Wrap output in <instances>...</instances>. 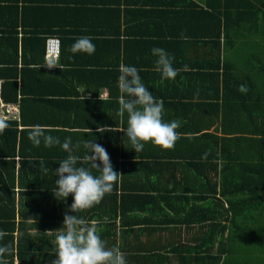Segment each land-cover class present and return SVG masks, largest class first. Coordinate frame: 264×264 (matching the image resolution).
Returning a JSON list of instances; mask_svg holds the SVG:
<instances>
[{"label":"trees","instance_id":"16d2710c","mask_svg":"<svg viewBox=\"0 0 264 264\" xmlns=\"http://www.w3.org/2000/svg\"><path fill=\"white\" fill-rule=\"evenodd\" d=\"M112 2L116 4L114 8L118 13L119 5H122L124 13L131 15L128 16L133 20L129 25L132 26L131 33L140 28V32L143 31L142 33L148 36L138 39V42L144 47L143 54L149 53L154 57L152 68H155L158 58L152 54V49L163 46L154 44L166 40L164 36L167 34L169 45H165L163 49L170 56L174 53L181 55L191 48L189 54L193 53L198 62L194 63L196 68L203 69L199 63L205 62V65L213 70L210 84L213 97L208 96V89L203 90L199 84L198 95L193 97L198 101L173 103L170 108L174 110L176 116L180 114L186 116L183 111L187 105H196L199 109L197 115L191 120L185 117L187 121L182 122V128L178 130H182L188 122L194 131L187 133L197 134L188 137L180 135L171 150H161L148 143L151 151H142L136 155H143L145 159L154 157V160L146 162L145 159L141 160V157L134 160V152L131 153L128 149L131 146L128 138L127 143L119 142L115 139L117 131L99 133L95 130L82 131L74 128L72 125L75 124L78 112L68 113L64 118L60 116L54 118L56 117L54 113H37L35 110L46 103L60 102L56 99L59 97L57 88L46 90V82L38 78L40 73L48 72L47 69L36 67L41 64L47 67L48 63L55 64L59 50L57 56L50 61H46L44 55L47 37L56 38L60 49V40L54 35L51 36L55 32L47 34L46 31L41 33L31 30L26 35L22 45L28 47V58L23 56L22 51L21 56L24 59L20 70L16 63L17 38L13 31L7 37H0V42L6 43L4 46L6 57L3 59L5 62L0 63V76L3 78L0 79V98L4 102L15 103L18 109L17 117L0 116V121L7 124L5 130L0 133V231L7 233L0 239V246L6 245L9 248L3 259L7 264H52L56 258V236L53 234L63 229V218L65 213H68L84 219L88 225H95L97 234L106 242L107 248L119 247L126 254L127 264H161L162 261L166 263L174 261L175 264L207 262L218 264L220 255L225 252L234 253L236 246L245 240V234L254 228L259 232V238L264 239V79L260 81V87L255 85L251 69L257 67L258 71L264 73V53L260 61L255 55H250L248 61L240 53L242 48L245 49V45H242L243 43L236 45L245 31L261 36L264 41V0H112ZM43 4L45 3L42 1L38 3L34 0L27 3H23V0H0V30H4L2 27L7 23L9 26L12 21L7 19L11 16L8 15L9 10L16 13L20 5L24 13L32 8V5L42 7ZM117 17L114 30H107L106 34L111 36L109 40L94 37L106 47H112L114 44L115 53H119V47L123 44L118 39V14ZM122 19L128 20L123 16ZM177 27L182 31L189 30L188 37L195 45L184 42L179 46L181 34L176 33ZM127 31L122 30V35L129 36L131 33L127 34ZM157 33L159 35L151 37V34ZM126 41L131 43L133 39L126 38ZM8 44L12 48L11 60ZM222 44L225 45L224 53ZM38 47L39 52L36 55ZM125 51L126 48L123 49V53ZM241 58L244 60L242 66L237 64ZM247 61L251 63L250 69L245 67ZM178 65L180 66L173 63L174 68H183L182 59ZM153 70L150 69L149 73H154ZM116 72H119L118 67ZM116 72L108 69L104 71L106 75H101L99 86L105 85L109 94L104 100L97 99V93L92 95L94 99L69 100L76 104L86 102L117 105L118 97L114 90L117 86ZM179 73L193 74L183 70ZM201 73H203L201 70L197 72ZM241 85L247 86L246 91L239 90ZM195 88L197 89V86ZM166 89L169 93L176 90ZM178 89H184L185 98H191L190 87ZM52 91L56 94H51ZM166 95H162L161 99H170ZM205 100L209 102L207 107L210 108L207 113L212 117L220 115L219 125L213 132L207 131L208 127H205L211 122V118L204 120ZM105 110L104 108L97 114L106 116L111 113ZM113 113L118 116L117 106ZM125 114L127 116V113ZM126 116L121 117L123 126H127ZM37 118L42 120L40 125H49L47 127L50 131L46 135L57 137L61 144L65 138L71 137V154L81 158L88 152L85 147L86 141L94 142L97 137L98 140L101 139V142H95L107 150L114 170L121 176L114 184L112 192L106 194L99 204L87 210L71 213L69 212L73 203L71 194L65 200L55 198L57 188L55 181L58 179L55 176V169L70 153L64 151L60 144L45 147L43 139L39 146L32 144L28 138V131L31 126L38 125ZM259 119L261 122L255 123ZM108 122L112 125L117 124L115 120ZM78 132L85 134L84 139L78 136ZM251 134H259V137H253ZM182 140L186 142L184 146L180 144ZM248 140L260 143L258 149L245 142ZM164 158L176 159L165 161ZM41 159L48 168L46 173L41 169ZM181 160L183 163L180 166L195 170L199 177L202 176L208 183L207 190L198 192V200H204L207 195L214 198L212 207L196 205L202 213L199 219L203 222L199 225V228H204L202 236L190 246L181 245L185 248L180 252L176 251V256L168 245L164 254L157 251L155 245L128 241V233L137 228L153 231L160 229L162 225L178 226V218L173 215L178 209L165 203L175 195L171 191H165V188L164 191L158 188L160 182L157 181L168 173L165 167L175 165L176 168ZM77 166L89 168L95 176L100 175L99 171L92 169L88 163L78 162ZM164 206L173 214L164 213ZM212 242H215L214 253H211ZM176 244L172 247L176 248ZM261 244L264 245L263 242ZM261 250L263 262L264 246L260 245ZM226 259L235 258L226 256ZM236 262L235 260L231 263Z\"/></svg>","mask_w":264,"mask_h":264},{"label":"crops","instance_id":"0c3cea01","mask_svg":"<svg viewBox=\"0 0 264 264\" xmlns=\"http://www.w3.org/2000/svg\"><path fill=\"white\" fill-rule=\"evenodd\" d=\"M27 1L32 0H23V3H27ZM40 3L42 1L43 6L37 7L32 5V8L27 9L22 12V9H20V5L17 7L16 13H11L13 10H9L7 19L12 20L7 25L3 26L0 30V37H7L9 36V33L13 31L14 35L17 38V55H16V63L17 68L19 69L21 63H23V59L25 56L26 59L28 58L26 45H22V41L24 38H26V35L30 33L31 30H34L35 32H43L46 31L47 34L49 32H55L54 34H51V36H56L60 40V49H59V56L56 59L55 66L49 68L47 66H44L41 64V66L38 67H45L48 72L40 73L38 78L43 79L46 82V90H53V87L57 88L59 97L58 99L60 102L56 104L46 103L45 106L42 107H36L37 113H54L56 117H67L68 113L71 112H78L77 113V119L75 121V124L72 125L74 128L80 129L82 131H89L95 130L97 131V128L99 127H105L111 129H119L121 127H127L123 126V122L121 117L118 115L116 116L113 113V110H115V106H117V109H119V104L115 105L111 103L110 105H102V103H73L69 99L77 98V99H94L92 95L97 93V99L104 100L107 97L108 90L105 85L99 86L101 82V75H106L104 73L105 70L111 69L116 72V67H118L121 64L127 65V66H134L139 70V75L142 79V82L144 83L145 87L148 88L152 95L157 98L161 99L162 95H166L170 99L163 100L164 103V114L163 119L165 122H171L173 120H179L180 124L182 126V122L187 121L185 117L192 119L194 115H197L199 109L196 107V105L189 104L187 105V108L184 113H186V116L183 114H180V116H176V113L170 106L174 105L173 103H176L177 101H182L184 103H187L189 101L196 102L198 101L197 97L198 95V89L199 84L202 87V89H208L209 94L208 96L213 97V92H211L210 84L211 79L213 77L212 69L208 68L209 66L205 65V62L199 63L203 69H200L203 71L201 74H197L199 69L196 68L194 63L198 64L194 54L190 53L189 51L191 48H188V50L184 51L181 55L175 54L173 57V63L178 65L182 59V65L181 67H184L185 65L188 66L189 70L187 72H192L193 74H184V73H178L176 78L174 80H165L163 83L161 82V76L160 73H157L153 70L154 73H149V70L155 69L152 68L154 63V57L148 54H143L142 50L144 47L139 45L138 39H143L148 37L146 33L140 32V28L135 33L130 32V28H132L131 25L132 19H129L128 13H124L125 11L122 10V5H119V13L115 10L114 6H116L115 3L112 2V0H34ZM105 5V6H102ZM107 7V8H103ZM126 9V8H125ZM127 12V10H126ZM117 14L119 15V36L118 39L120 42H122V46L119 47V53H115L114 51V44L113 46H107L102 43L96 41L94 37H99L103 40H109L111 37L110 35H107V30H114L115 27V21L117 20ZM122 16L125 18H128V20L122 19ZM11 28V29H10ZM1 29V28H0ZM128 30L127 34H130L129 36L122 35V30ZM158 29V28H157ZM177 32H179L178 35H185L188 37L189 33L187 31L179 30V27H177ZM72 30L73 32H69ZM180 31H182L180 33ZM23 35V36H22ZM99 35V36H98ZM157 34H151V37H155ZM164 36L166 40L162 41L161 43L158 42L154 45L160 46V44H163L162 48L165 47V45H169V42H167V34ZM50 36V35H48ZM81 36H89L92 38V43L95 45V52L92 55H88L85 53H76L73 54L69 51L71 45L75 42V40ZM104 37V38H103ZM244 37V38H243ZM241 39H239V43H243L242 45H245V49H241V55L246 60L250 57V55H255L256 59H261L262 53H264V41L261 39V36H256L251 31H245V34L243 35ZM22 38V40H21ZM126 38L133 39V42H127ZM4 40V38L2 39ZM21 40V41H20ZM179 46H181L184 42H188L191 45L192 41L189 39H181L179 38ZM0 43H3L0 45V63L5 62L3 59L6 57V50H5V41H1ZM26 43V42H24ZM165 43V44H164ZM69 44V45H66ZM9 45V58L10 60L13 58L12 54V48L11 45ZM35 46V43L33 44ZM153 45V46H154ZM39 46V45H38ZM225 45H221L222 47V53H224V47ZM126 48V51L123 53V49ZM23 51V56H21V52ZM253 51V52H252ZM39 52V47L36 51V55ZM189 54V55H188ZM35 56V55H34ZM189 56V57H188ZM181 58V59H179ZM180 60V61H179ZM179 61V62H178ZM249 61V60H248ZM245 63V67L251 68V63L248 62ZM12 62V61H10ZM261 63V62H260ZM152 64V65H151ZM177 69H180L177 68ZM183 69V68H181ZM254 73L253 77V83L255 85H258L260 87L261 80L264 79V73L258 71L259 69L257 67L251 68ZM20 70V69H19ZM75 70L76 73H73ZM117 74V86L115 90V93L117 97H119V89H118V77L120 73L116 72ZM0 79L3 80L2 76H0ZM171 81V82H170ZM187 81V82H186ZM257 81V82H256ZM168 82V84H167ZM197 86V89L195 88ZM35 87V86H33ZM182 87H190L192 91L189 89V94L191 98H185L184 96V89L179 90L178 88ZM247 87V86H246ZM176 89L174 92L169 93V91L166 89ZM220 93V92H219ZM226 93V92H225ZM51 94H56V92H51ZM109 95V94H108ZM221 97V94H219ZM69 97V98H66ZM162 100V99H161ZM62 101V102H61ZM118 102V99H117ZM220 105V100L217 101ZM172 103V104H170ZM206 106H205V112L203 115L205 116L204 120L207 118H211V122L207 128V131L213 132L216 126L219 125V116L212 117L209 112V109L207 107V104L209 103L207 100H205ZM213 103V102H212ZM107 106V108H106ZM207 107V109H206ZM106 109L105 111H111L110 114L106 116H101V114H97L100 111L102 112L103 109ZM180 109V108H179ZM73 115V114H71ZM126 116V114H125ZM127 117V116H126ZM38 119V118H37ZM173 119V120H171ZM39 122H37L38 125H40L41 121L38 119ZM111 120L117 121V124L112 125L110 122ZM261 122L260 119L256 121L255 123ZM194 124V123H193ZM254 124V123H253ZM116 125V126H115ZM191 123H188L183 127L182 130L176 129L182 137H188L189 135H196L191 134L188 131H194V128L190 127ZM49 126V125H47ZM179 127L180 129L182 127ZM112 132V131H111ZM100 133V132H99ZM122 131H117V134L115 135V139H117L119 142L122 141V143L126 142V136L122 134ZM78 136L82 139H84L85 134L78 132ZM219 134V132H217ZM248 135V134H247ZM253 137L258 138L259 134H251ZM91 136V135H89ZM92 137V136H91ZM99 137L95 139L96 142H101V139L98 140ZM179 140V139H178ZM177 140V141H178ZM247 143L252 144L254 147L258 149L260 143L256 141H245ZM185 140L180 141L181 146L185 145ZM129 152L133 153L134 160H139L141 157V160H144L145 157L143 155H136L140 152H150V147L145 144L144 148L140 152H135L132 149V145L128 148ZM162 150V149H161ZM152 158V159H150ZM176 158H164L165 161H173ZM146 162H150L154 160V157H146ZM181 163H183V160L179 163V165L167 166L165 167L167 174H165L162 178H159L157 182H160L158 188H165V191H171V193H174L175 197L171 198L169 201L166 200L165 203L169 205L175 206L176 209H178V212L176 214H173L171 210H168L165 206L164 213L171 212V214L174 215L175 218H178L179 223L178 226H171L170 224L165 225L164 227H160V229L153 230V231H145L142 227L140 229H136L133 232L128 233V241L131 240L133 243L136 242H143L147 245H155V248L157 251L161 253H166L167 249L166 246L172 248L174 256L177 255V252H180L185 247L181 245H192L193 241L198 240L199 237L202 236V231L204 228H199L200 223H203L199 221L200 217L202 216V213L199 212V209L197 206H205L206 208L210 205V207L213 206L214 198L212 195L208 196L204 200H198V192L202 190H207L208 183L207 181L201 176L199 177V174L194 170H190L189 168L183 166H180ZM171 164V163H167ZM163 182V183H161ZM210 183V182H209ZM164 191V190H163ZM165 204V205H166ZM197 205V206H196ZM183 207L184 209H181ZM207 222V220L205 221ZM54 236H57L58 233H54ZM260 234L259 232L254 228L249 233H247V236L245 240L241 242V245L236 246V249L234 250V253L227 254L226 252L224 254H221L220 260L218 261V264H264V261L261 262L263 258V252L260 251V245L261 243H264L263 238H259ZM54 241L55 239L52 238ZM177 243V244H176ZM213 243V242H212ZM171 244V246L169 245ZM176 244V248L172 247V245ZM248 244V245H246ZM214 245L215 242L212 244L211 253H214ZM226 256L233 257L235 259H226ZM242 257V258H241ZM237 261L236 263H231L234 261ZM174 263V261H172ZM172 262H161V264H173ZM175 264V263H174ZM210 264V263H206Z\"/></svg>","mask_w":264,"mask_h":264},{"label":"clouds","instance_id":"9594fccd","mask_svg":"<svg viewBox=\"0 0 264 264\" xmlns=\"http://www.w3.org/2000/svg\"><path fill=\"white\" fill-rule=\"evenodd\" d=\"M181 39L189 37L181 35ZM69 51L73 54L85 53L92 55L95 45L89 36H81L71 45ZM152 54L157 58L155 71L160 73L161 82L174 80L180 71H188L187 65L183 69L173 67V57L163 48H153ZM55 66L49 63L48 67ZM118 77V115L123 117L127 113V127L111 129L107 126L97 128V132L122 131L128 138L135 152L143 150L144 145L151 143L162 150L174 148L180 134L176 131L181 126L179 120L165 122L163 119V100L155 98L151 91L145 87L139 75V70L134 66L121 64ZM240 91H246V86L241 85ZM7 124L0 121V133ZM50 129L44 125L31 126L28 138L34 146H39L43 139L45 147L60 144L61 148L70 153L67 158L59 163L55 169V181L57 186L55 198L65 200L69 194L73 197L69 212L76 213L92 208L101 202L106 194H110L114 184L121 174L114 170L107 150L100 144L85 142L88 149L87 154L81 158L72 155L71 137L65 138L61 144L57 137L46 135ZM78 162L88 163L92 169L99 171L95 176L89 168L77 166ZM41 169L47 172L43 159L40 161ZM6 232L0 231V239ZM55 260L52 264H127L126 254L119 247L107 248L106 242L97 234L95 225H88L82 218L74 214L65 213L63 218V229L56 236ZM9 248L0 246V264H7L3 259Z\"/></svg>","mask_w":264,"mask_h":264},{"label":"built area","instance_id":"2783aa9c","mask_svg":"<svg viewBox=\"0 0 264 264\" xmlns=\"http://www.w3.org/2000/svg\"><path fill=\"white\" fill-rule=\"evenodd\" d=\"M58 50H59L58 40L53 37H47L45 40V49H44V55H45L46 61H50L51 59H54L58 54ZM17 115H18V109H17L16 104L12 102H4L0 98V116L17 117Z\"/></svg>","mask_w":264,"mask_h":264},{"label":"rangeland","instance_id":"374dc122","mask_svg":"<svg viewBox=\"0 0 264 264\" xmlns=\"http://www.w3.org/2000/svg\"><path fill=\"white\" fill-rule=\"evenodd\" d=\"M237 64L240 65V66L244 65V60H243V58H241V60L237 61ZM246 236H247V234H245L244 237L246 238ZM246 245H248V244H246Z\"/></svg>","mask_w":264,"mask_h":264}]
</instances>
